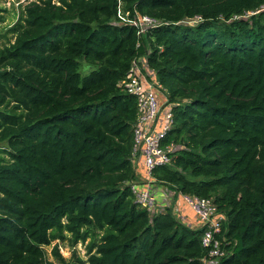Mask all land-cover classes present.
I'll return each instance as SVG.
<instances>
[{"label": "trees", "instance_id": "1", "mask_svg": "<svg viewBox=\"0 0 264 264\" xmlns=\"http://www.w3.org/2000/svg\"><path fill=\"white\" fill-rule=\"evenodd\" d=\"M264 0H40L0 49V264H53L45 247L97 233L79 264H202L203 230L151 218L129 183L146 56L169 90L181 145L158 182L211 199L233 245L221 264H264ZM1 12V9H0ZM135 12L165 25L140 46ZM200 18L197 24L185 22ZM147 40V45L144 40ZM149 45V47H148ZM87 64L91 71L82 74ZM224 234V235H225ZM54 255L68 262L55 247Z\"/></svg>", "mask_w": 264, "mask_h": 264}, {"label": "built area", "instance_id": "2", "mask_svg": "<svg viewBox=\"0 0 264 264\" xmlns=\"http://www.w3.org/2000/svg\"><path fill=\"white\" fill-rule=\"evenodd\" d=\"M264 11V6L255 12L235 16V20H247L248 17ZM197 18L191 23H197ZM138 31L141 45L145 35L165 25L154 17L135 12L130 22ZM124 90L137 99V119L133 131L132 162L135 180L128 185L135 203L146 210L151 218L170 209L174 217L191 229L203 230L202 245L209 250L202 264H221L231 255L233 242L223 234L227 221L211 199L186 194L168 185L158 182L154 171L160 167L171 166L174 154L182 150L181 145H165L174 125V107L169 90L159 81L158 74L149 64L146 56L138 57L131 65L129 74L122 82ZM189 214L194 222L187 224Z\"/></svg>", "mask_w": 264, "mask_h": 264}, {"label": "rangeland", "instance_id": "3", "mask_svg": "<svg viewBox=\"0 0 264 264\" xmlns=\"http://www.w3.org/2000/svg\"><path fill=\"white\" fill-rule=\"evenodd\" d=\"M39 1L40 0H0V49L10 42H14L15 34H13L11 30L19 21L24 8L33 2ZM251 17L252 16L248 17L247 20ZM197 23L185 22L186 25H195ZM144 41L147 45V40L145 39ZM90 71L91 68L87 64H83L82 74H89ZM101 235L102 234L97 233V235L91 236L86 241H80L78 244H74L71 238L72 236L66 233V239L64 241H54L50 246L44 248L46 259L53 264H62L54 255V249L58 247L60 254L68 262L67 264H79V259L86 261L89 257L90 247H92L93 244L99 243Z\"/></svg>", "mask_w": 264, "mask_h": 264}, {"label": "crops", "instance_id": "4", "mask_svg": "<svg viewBox=\"0 0 264 264\" xmlns=\"http://www.w3.org/2000/svg\"><path fill=\"white\" fill-rule=\"evenodd\" d=\"M188 221H187V224H190V221L191 222H194L195 221V219L193 218V216H192V214H189V218L187 219ZM190 220V221H189Z\"/></svg>", "mask_w": 264, "mask_h": 264}]
</instances>
